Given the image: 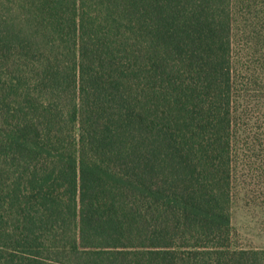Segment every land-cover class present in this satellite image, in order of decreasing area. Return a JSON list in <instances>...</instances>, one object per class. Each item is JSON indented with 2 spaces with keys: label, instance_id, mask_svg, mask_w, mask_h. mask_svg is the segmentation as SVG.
I'll return each instance as SVG.
<instances>
[{
  "label": "trees",
  "instance_id": "trees-1",
  "mask_svg": "<svg viewBox=\"0 0 264 264\" xmlns=\"http://www.w3.org/2000/svg\"><path fill=\"white\" fill-rule=\"evenodd\" d=\"M241 186L264 199V0H0V264H264Z\"/></svg>",
  "mask_w": 264,
  "mask_h": 264
},
{
  "label": "rangeland",
  "instance_id": "rangeland-1",
  "mask_svg": "<svg viewBox=\"0 0 264 264\" xmlns=\"http://www.w3.org/2000/svg\"><path fill=\"white\" fill-rule=\"evenodd\" d=\"M237 49L242 47V34L237 38ZM243 54V52H241ZM241 53H239L241 55ZM250 51L245 50L244 56ZM240 60V59H239ZM264 199L254 200L244 187L238 189L237 200L233 208V242L244 248L264 249Z\"/></svg>",
  "mask_w": 264,
  "mask_h": 264
}]
</instances>
